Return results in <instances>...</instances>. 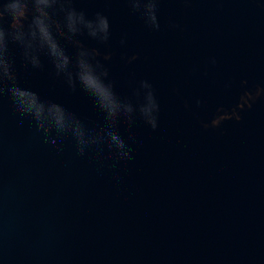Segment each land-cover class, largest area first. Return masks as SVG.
I'll return each mask as SVG.
<instances>
[{
  "label": "water",
  "instance_id": "95a60500",
  "mask_svg": "<svg viewBox=\"0 0 264 264\" xmlns=\"http://www.w3.org/2000/svg\"><path fill=\"white\" fill-rule=\"evenodd\" d=\"M0 264H264V0H76L0 141Z\"/></svg>",
  "mask_w": 264,
  "mask_h": 264
},
{
  "label": "clouds",
  "instance_id": "9594fccd",
  "mask_svg": "<svg viewBox=\"0 0 264 264\" xmlns=\"http://www.w3.org/2000/svg\"><path fill=\"white\" fill-rule=\"evenodd\" d=\"M10 7L15 8L16 6L15 5H10Z\"/></svg>",
  "mask_w": 264,
  "mask_h": 264
}]
</instances>
